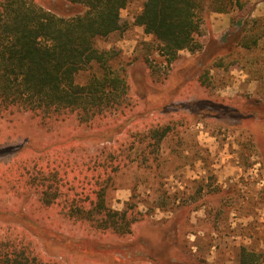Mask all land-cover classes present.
Segmentation results:
<instances>
[{"label": "trees", "instance_id": "trees-1", "mask_svg": "<svg viewBox=\"0 0 264 264\" xmlns=\"http://www.w3.org/2000/svg\"><path fill=\"white\" fill-rule=\"evenodd\" d=\"M63 1L83 10L74 15H60L43 6L40 0H0V118L12 121L15 116L30 115L42 130L60 135L57 142L49 145L0 150V193H4L0 194V217H21L44 227L32 216H23L1 204L8 190L32 193L38 212L53 210L64 219L109 238L127 240L133 237L136 225L144 222L155 208L151 205L144 212L139 201L132 198L122 210L114 209L108 191L116 174L130 163L137 162L145 170H157L161 165L158 159L161 143L174 134L176 127L173 121L147 122L137 116L135 109L139 102L135 97L139 93L133 92L128 65L121 61L118 52L97 47V41L128 28L121 12L129 0ZM248 2L145 0L134 24L156 43L158 57L143 59L151 84L167 85L170 67L180 59L182 51L204 52L199 37L208 14L244 11ZM262 21L241 19L230 41L236 39L244 52L257 51L264 40ZM208 49L213 52L216 47L210 45ZM206 64L204 61L197 77L204 91L212 86ZM94 67L98 72L79 84L77 75ZM214 67H225L224 60L219 59ZM211 106L228 109L223 113L199 109L211 120L238 117L264 126V103L258 99L217 97L212 98ZM187 112L183 117L194 119L195 113ZM81 134L107 142L112 136L124 134L128 141L117 146H97L90 152L82 145ZM224 211L220 209L219 216ZM5 224L11 227L3 230L4 236L0 238V264H64L46 256L39 242L33 246L34 237L24 227ZM16 229L19 231L12 233ZM57 233L65 242L83 243L61 231ZM172 239L176 242L174 236ZM93 240L90 241H96L99 249L106 250L101 241ZM147 248L151 261L134 264L160 262L155 245ZM240 264H264V251L242 247Z\"/></svg>", "mask_w": 264, "mask_h": 264}, {"label": "rangeland", "instance_id": "rangeland-1", "mask_svg": "<svg viewBox=\"0 0 264 264\" xmlns=\"http://www.w3.org/2000/svg\"><path fill=\"white\" fill-rule=\"evenodd\" d=\"M144 2L129 0L121 12L128 28L97 41V47L118 52L121 61L128 65L133 92L140 95L135 97L139 102L135 109L137 116L147 122L173 121L176 127L174 134L161 143L158 154L161 165L157 170H145L137 162L130 163L116 174L108 191L114 209L122 210L132 198L139 201L144 212L151 205L155 209L136 225L133 237L119 240L70 222L53 210L38 212L35 195L8 190L2 206L23 216L30 215L44 227L21 217L7 216L0 220L24 227L34 237L33 246L39 242L46 256L64 264L150 262L147 245L151 244L158 250L160 262L156 264H240L242 247L264 251V126L238 117L211 120L199 109L227 111L221 106H211L212 98L217 97H251L264 103V40L257 51L250 53L244 52L236 39L230 41L241 19H262L264 27V0H249L244 11L208 14L199 37L204 52L182 51L180 59L170 67V79L163 87L151 84L143 60L146 56L158 57L156 43L134 24ZM40 3L60 15H74L83 10L63 0H40ZM210 45L216 50L209 51ZM219 59L224 60L225 67H214ZM204 61L212 82L206 91L197 81ZM93 72H98L97 67L80 72L77 82L86 83ZM187 111L195 113L194 119L184 118ZM80 136L84 138L82 145L90 152L97 146H117L128 141L124 134L112 136L109 142L91 139L87 134ZM58 139L59 134L42 130L30 115H18L12 121L0 118V150L49 145ZM222 208L225 211L219 216ZM5 223L0 222V238L4 236L3 230L11 227ZM55 231L83 243L65 242ZM93 239L101 241L106 250L99 249Z\"/></svg>", "mask_w": 264, "mask_h": 264}]
</instances>
